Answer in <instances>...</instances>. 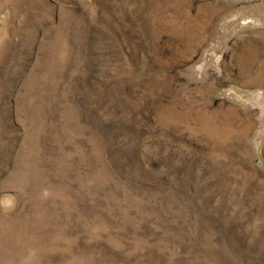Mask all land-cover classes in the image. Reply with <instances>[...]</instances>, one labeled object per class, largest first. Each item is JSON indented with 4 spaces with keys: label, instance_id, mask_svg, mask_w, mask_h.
<instances>
[{
    "label": "rangeland",
    "instance_id": "obj_1",
    "mask_svg": "<svg viewBox=\"0 0 264 264\" xmlns=\"http://www.w3.org/2000/svg\"><path fill=\"white\" fill-rule=\"evenodd\" d=\"M0 264H264V0H0Z\"/></svg>",
    "mask_w": 264,
    "mask_h": 264
}]
</instances>
